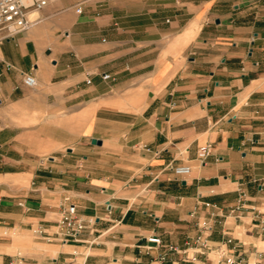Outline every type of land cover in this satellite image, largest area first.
<instances>
[{
	"label": "crops",
	"instance_id": "1",
	"mask_svg": "<svg viewBox=\"0 0 264 264\" xmlns=\"http://www.w3.org/2000/svg\"><path fill=\"white\" fill-rule=\"evenodd\" d=\"M37 15L0 42V264H157L201 233L264 264V0H59ZM65 196L93 225L33 237L54 232Z\"/></svg>",
	"mask_w": 264,
	"mask_h": 264
},
{
	"label": "built area",
	"instance_id": "2",
	"mask_svg": "<svg viewBox=\"0 0 264 264\" xmlns=\"http://www.w3.org/2000/svg\"><path fill=\"white\" fill-rule=\"evenodd\" d=\"M59 0H0V42L5 39L13 38L16 34L26 31L36 21H38V13L43 8L57 3ZM76 12H81L78 5ZM108 74H104L103 78H108ZM22 81L26 86L33 87L36 84L35 78L31 74H23ZM86 83H90V79H86ZM211 145L204 144L198 148L197 155L200 160H204L210 153ZM177 176L183 177L190 173L191 167L188 164L171 165L169 167ZM246 194L239 191L236 204L231 207L230 213L237 214L245 208ZM206 206L215 208L210 215L212 217L220 215V208L215 204L206 202ZM222 215V214H221ZM93 219L85 218L78 213L76 205L70 201L68 196L63 197L59 205V216L56 221L54 232H48L43 226H36L32 229L33 237L41 239L45 242L67 243L78 239L82 231L93 225ZM206 228H211L207 226ZM148 243L154 245H162V239L157 234L146 237ZM230 239H228V242ZM153 248L152 245L145 246ZM177 252L186 255V260L190 262L197 261L200 256H207L213 252L217 264L224 262L225 264H236V260L228 255L224 244L211 245L208 235L202 233L198 235L192 242H187L185 247L181 248L174 244H166L165 251L159 253L155 258L157 264H171L167 253ZM22 257L17 254L16 260L11 264H21ZM43 264H61L54 261H48Z\"/></svg>",
	"mask_w": 264,
	"mask_h": 264
},
{
	"label": "bare ground",
	"instance_id": "3",
	"mask_svg": "<svg viewBox=\"0 0 264 264\" xmlns=\"http://www.w3.org/2000/svg\"><path fill=\"white\" fill-rule=\"evenodd\" d=\"M195 25H196V24H195ZM193 32H194V27H191L190 30H189V32H188V35L193 34ZM169 45H170V44H169Z\"/></svg>",
	"mask_w": 264,
	"mask_h": 264
},
{
	"label": "water",
	"instance_id": "4",
	"mask_svg": "<svg viewBox=\"0 0 264 264\" xmlns=\"http://www.w3.org/2000/svg\"><path fill=\"white\" fill-rule=\"evenodd\" d=\"M91 142H92V143L100 144V141H99V140H96V139H94V138L91 140Z\"/></svg>",
	"mask_w": 264,
	"mask_h": 264
},
{
	"label": "rangeland",
	"instance_id": "5",
	"mask_svg": "<svg viewBox=\"0 0 264 264\" xmlns=\"http://www.w3.org/2000/svg\"><path fill=\"white\" fill-rule=\"evenodd\" d=\"M58 216H59V208H58L57 218H56V220H55V222H54L55 225H56V221H57V219H58ZM54 230H55V228H54Z\"/></svg>",
	"mask_w": 264,
	"mask_h": 264
}]
</instances>
